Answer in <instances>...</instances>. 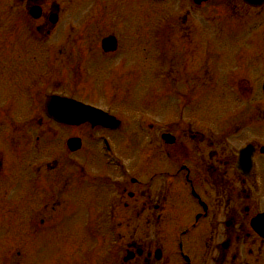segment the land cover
<instances>
[{"label": "flooded vegetation", "instance_id": "obj_1", "mask_svg": "<svg viewBox=\"0 0 264 264\" xmlns=\"http://www.w3.org/2000/svg\"><path fill=\"white\" fill-rule=\"evenodd\" d=\"M97 1L90 0V57L98 55L97 61L110 70L109 74L118 76L127 61L124 53H118L121 49L126 51L127 44L121 46L126 38L121 39L109 30L96 36L95 13L101 11L96 10ZM188 1L192 8L210 0ZM19 3L24 10L31 4L39 5L42 14L38 23L46 29L49 11L43 8L44 0H19ZM216 10L220 25L216 26V35L226 25H229L226 32L230 33L229 39L216 38L215 44L216 56L230 60L231 64L229 80L222 86L230 90L228 93H235L234 117L230 123L235 122L232 135L242 140L233 153L225 145L231 136H221L222 123L216 119L221 116L219 110L210 117L213 119L207 118L203 93L206 86H216L219 79L209 76L212 78L206 82L208 28L200 27L192 32V23L174 21L168 25L166 61L155 71L163 82L161 92L170 94L162 98L174 99L179 95V101H165L169 105L167 117L161 119L148 114L147 118L130 117L133 126L126 128L110 112L120 120L119 125L115 119H106L105 124L90 121L83 126L57 121L45 111V100L53 94L79 100L73 94L75 89L36 96L32 88L27 91L29 100L25 102L29 111L24 114L10 100L16 114L10 118L15 110L12 109L1 120V151L20 149L19 155L8 152L25 164L27 191L32 192L34 184L40 185V203L46 195H54L58 201L56 194L65 196V200L72 194L73 179L79 174L76 155L83 149V141L79 149L74 148L75 139L89 135L90 145L96 149L90 150V222L102 239L103 251L101 256L93 253L94 258L90 259L94 261L90 264H264V153L261 151L264 138L252 127L255 121L264 122V108L255 118L254 110H259V106L245 103L244 110L237 106L238 100L249 102L254 97L256 103L257 94L264 105V3L253 6L243 0H219ZM109 36L116 39L111 48L104 44ZM127 41L134 46V56H143V39L133 33ZM201 49L204 52L198 55ZM187 55L191 61L189 67L201 60V69L197 78H188L187 86L176 88L187 76ZM24 59L28 55H11L6 60L9 68L6 72L12 73L16 65L22 67L20 61ZM92 68L91 64L90 73ZM137 68L135 75H141L143 68ZM125 75L133 77L126 70L122 76ZM197 91L201 93L198 98ZM86 102L105 111L115 105L113 101L104 105L92 100ZM121 108L126 107L121 105ZM20 127L23 140L17 141ZM80 129L84 130L83 135ZM126 129L131 138L124 140V146L127 143L133 149L124 150L130 153L117 151L115 145L112 149L111 134H121ZM262 133L264 136V127ZM246 146L247 154L239 158ZM53 148L71 155L66 161L75 176L69 179L67 188L63 187L62 174H58L60 162L58 153L51 151ZM250 156L251 167L247 163ZM1 170H4L3 156H0ZM52 180L61 182L57 192L50 186L55 183Z\"/></svg>", "mask_w": 264, "mask_h": 264}, {"label": "rangeland", "instance_id": "obj_2", "mask_svg": "<svg viewBox=\"0 0 264 264\" xmlns=\"http://www.w3.org/2000/svg\"><path fill=\"white\" fill-rule=\"evenodd\" d=\"M151 1L98 0L96 2V10H101L100 13L98 11L95 13L96 36L99 37L109 30L121 39L126 38V41L121 42L122 47L127 44L126 51L118 53H124L127 61L119 69L118 76H112L109 74L110 70L104 67L102 62L97 61L98 55L90 57V0H44L43 8L47 12L53 4L59 7V20L49 35H37L35 25L26 18L24 8L18 0H0V118H6L9 110L15 109L13 105L5 104L7 100L14 101L15 105L22 109L20 113L29 111L25 102L29 100L27 91L33 87L38 88V92L41 93L75 89L73 94L79 99L92 100L101 105L113 101L115 105L111 110L125 123L126 128L133 126L132 118L138 119L147 114L157 115L161 119L167 117L169 105L165 101L175 102V99L179 98L176 95L174 99L171 96L162 98L170 94L161 92L163 82L155 71L166 61L165 44H168L170 37L167 31L151 29L174 21L186 22L192 23V32L194 29L197 32L200 27L208 28L205 38L210 44L207 49L210 55H207V63H205L206 82L212 78L209 76H214L220 83L218 81L216 86H206L203 103L206 102L208 119H213L210 117L219 110L221 116L217 117L220 120L216 119L222 123L221 136H231L228 137V144H224L231 153L236 151L242 138L238 140L237 136L232 135L235 128V122L230 123L234 117L232 95L228 93L230 90L227 91L222 86L229 80L227 76L231 64L230 60L216 56V38L220 40L230 38V33L226 32L229 25H226L222 32H217L218 37L215 33L216 26H220L216 22V7L219 0H210L205 5L199 7L194 5L192 8L188 0H167L165 3ZM140 27L139 30L135 29ZM133 33L143 39V56H134V46L127 41ZM222 48L224 50V46ZM203 50L201 49L198 55H201ZM11 55H28V59L21 60L22 67L16 65L12 73H8L6 60ZM188 57L189 55L186 56L187 64H185L187 76L182 78L183 81L180 83L174 84L176 88L187 86L188 78H197L200 72L202 61H192L195 65L190 68L191 61L189 62ZM91 64L93 68L90 73ZM198 65L200 66L197 67ZM137 67L143 68L141 75H135L138 72ZM125 70L126 73L130 71L133 75L131 79L126 75L122 76ZM200 95L201 93L197 91L196 97ZM260 100L257 94L256 103L254 97L249 102L238 100L237 106L240 110L246 109L248 103L259 106V110H254L257 118L264 108ZM122 102L126 103L122 104ZM121 105L126 108H121ZM14 114L16 109L12 112V116L9 115L10 118H13ZM252 127L264 138L262 133L264 122L255 121ZM83 134L84 130L81 135ZM22 138L23 131L20 127L17 141H22ZM30 138L32 142L33 136ZM129 138L131 134L127 129L121 134L113 133L111 144L115 145L119 152L132 150L133 147L131 148L129 144L126 143L124 146V140L127 142ZM82 141L83 149L81 148L76 156L85 173L90 176V150L95 152L96 149L90 145V139L86 135L82 137ZM47 145L50 144L47 142ZM1 149L0 143V156L4 158V170L0 171V264H90L94 261L90 259V247L94 240L91 231L92 222H90L92 185L88 178L84 179L86 175H82L78 170L79 179H73L72 185L75 188H71L72 194H69L70 197L68 196L66 200L65 196L61 197L58 194L55 195L58 201L54 200V195L51 197L46 195L45 199H48L40 203L37 198L40 196L38 192L41 191L38 189L27 191L28 181L23 169L25 164L13 155H19L20 149L8 150L13 154L8 151V154L2 153ZM51 151L58 153L57 161L60 162L58 174H62L63 187L67 188L69 179L74 175L66 161L70 160L71 155L62 153L60 149L53 148ZM74 166L76 168L77 164ZM45 171L48 176L51 175L50 169ZM54 182L50 186L57 192L56 189L61 187V182ZM99 242L93 249L101 256L103 251L101 238Z\"/></svg>", "mask_w": 264, "mask_h": 264}, {"label": "water", "instance_id": "obj_3", "mask_svg": "<svg viewBox=\"0 0 264 264\" xmlns=\"http://www.w3.org/2000/svg\"><path fill=\"white\" fill-rule=\"evenodd\" d=\"M251 2H254V3H259V2H261V1H263V0H250ZM34 10H32V14H34ZM37 13H38V11H36ZM37 13H36V15H37ZM79 112H78V116H76V119H74V120H72V121H81V120H83V119H85V118H83V117H87V114H88V110H87V107H83V106H79Z\"/></svg>", "mask_w": 264, "mask_h": 264}]
</instances>
